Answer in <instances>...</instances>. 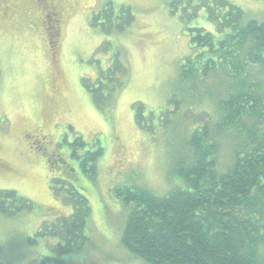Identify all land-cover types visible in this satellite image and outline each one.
<instances>
[{
	"label": "rangeland",
	"instance_id": "1",
	"mask_svg": "<svg viewBox=\"0 0 264 264\" xmlns=\"http://www.w3.org/2000/svg\"><path fill=\"white\" fill-rule=\"evenodd\" d=\"M169 1L0 0V190H13L33 205L28 212L0 215V264H35L43 257L60 258V264H145L119 244L127 208L113 189L136 186L164 194L184 138L202 122L199 112L212 113L205 96L192 105L196 115L180 116L168 104L181 92L179 64L190 54L189 36L178 14L169 12ZM227 1L248 19L264 21V0ZM47 3L58 15L59 34L51 47L41 23V6ZM107 3L115 13L121 5L131 7L135 18L124 32L104 35L89 26L92 14ZM191 23L215 31L203 10ZM115 48L126 69L124 83L99 105L83 80L92 89H105L107 77L118 73L99 76V71L112 64ZM209 83L219 95L225 93L223 80L211 76ZM135 110L143 124L136 123ZM78 136L103 147L94 177L69 157ZM58 158L75 166L70 181L91 208L86 247L62 255L50 246L54 238L39 231L72 211L49 188L53 170L62 178L60 164L51 167V159ZM29 236L34 243L27 242Z\"/></svg>",
	"mask_w": 264,
	"mask_h": 264
},
{
	"label": "trees",
	"instance_id": "2",
	"mask_svg": "<svg viewBox=\"0 0 264 264\" xmlns=\"http://www.w3.org/2000/svg\"><path fill=\"white\" fill-rule=\"evenodd\" d=\"M168 8L178 14L190 45V54L179 64L181 92L172 94L168 104H174L180 116L196 115L192 105L201 102L197 96H205L212 113L199 112L202 122L184 138L185 146L170 169L171 188L164 194L136 186L113 189L127 208L119 244L145 264H264V21L248 19L241 7L227 0H170ZM202 10L215 31L191 23ZM134 18L129 5L115 13L107 3L92 14L89 26L104 35L119 34ZM58 34L54 28L46 33L50 45ZM107 45L104 42L102 50ZM113 54L112 64L99 71V76L118 73L107 77L105 89H92L83 80L99 105L124 83L126 69L116 59L119 50ZM211 76L226 83L225 93L211 88ZM134 118L144 123L139 110ZM102 153L100 142L87 144L78 136L70 143L69 157L88 177L97 174ZM66 161L51 159V167L60 164L62 178L53 170L48 184L53 196L71 204L72 211L39 228L54 238L50 246L57 255L80 252L89 241L85 227L91 208L70 181L75 166ZM32 209V202L15 191L0 190V215ZM33 241L27 237L29 244ZM47 259L61 263L60 258L43 257L35 264Z\"/></svg>",
	"mask_w": 264,
	"mask_h": 264
},
{
	"label": "flooded vegetation",
	"instance_id": "3",
	"mask_svg": "<svg viewBox=\"0 0 264 264\" xmlns=\"http://www.w3.org/2000/svg\"><path fill=\"white\" fill-rule=\"evenodd\" d=\"M42 8H43V14L41 16V23L43 26V30L46 34L48 31L52 29V27L54 28L57 25L58 18L56 17H58V15L55 11L51 10V5L49 3L42 4L41 9ZM54 29H58V28H54ZM51 46L52 45H50V47Z\"/></svg>",
	"mask_w": 264,
	"mask_h": 264
},
{
	"label": "bare ground",
	"instance_id": "4",
	"mask_svg": "<svg viewBox=\"0 0 264 264\" xmlns=\"http://www.w3.org/2000/svg\"><path fill=\"white\" fill-rule=\"evenodd\" d=\"M17 249V248H16ZM78 249V248H77ZM26 250V249H25Z\"/></svg>",
	"mask_w": 264,
	"mask_h": 264
}]
</instances>
